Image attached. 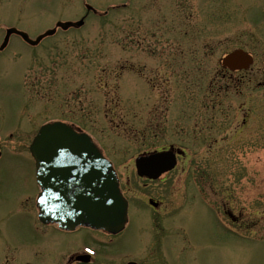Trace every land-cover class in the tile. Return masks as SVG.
Listing matches in <instances>:
<instances>
[{"label": "rangeland", "instance_id": "obj_1", "mask_svg": "<svg viewBox=\"0 0 264 264\" xmlns=\"http://www.w3.org/2000/svg\"><path fill=\"white\" fill-rule=\"evenodd\" d=\"M81 17L36 45L12 34L0 51V264L38 254L29 146L64 119L115 164L132 212L124 252L264 264V0H0V44L9 27L36 38ZM236 48L254 61L228 73L220 58ZM170 144L184 154L163 181L138 177L134 158ZM155 193L170 199L169 227L134 213H150ZM60 237L40 241L55 249L49 264L68 247Z\"/></svg>", "mask_w": 264, "mask_h": 264}, {"label": "water", "instance_id": "obj_2", "mask_svg": "<svg viewBox=\"0 0 264 264\" xmlns=\"http://www.w3.org/2000/svg\"><path fill=\"white\" fill-rule=\"evenodd\" d=\"M83 23L84 18L76 22L58 21L56 27L36 39L11 27L6 31L0 49L7 45L12 33L37 44L46 35L53 34L58 26L67 29ZM252 61V56L242 49L222 58L223 66L231 69L247 68ZM30 151L35 158L36 178L41 186L38 196L41 221L57 222L64 228L90 225L112 232L124 227L128 201L121 192L111 161L87 133L62 121L48 122L40 127ZM175 162L172 151L141 154L135 160L137 173L149 177L171 169Z\"/></svg>", "mask_w": 264, "mask_h": 264}, {"label": "flooded vegetation", "instance_id": "obj_3", "mask_svg": "<svg viewBox=\"0 0 264 264\" xmlns=\"http://www.w3.org/2000/svg\"><path fill=\"white\" fill-rule=\"evenodd\" d=\"M224 70L228 73L237 72L228 69ZM164 149H172L176 153L177 160L179 156L184 154V150L181 147H175L173 144H170L167 147H162L161 149H154L153 151ZM167 173L168 172L164 173V175L162 174L163 176L160 175L156 179H150L147 177L140 178L147 181L155 182L156 180H159L161 182ZM165 195L166 193H155L154 197L148 196L147 202L150 213H148L147 210H145L147 213H145L144 210H136L134 212L135 215L138 216L144 213V217L147 216L151 221V225L160 224L163 221L164 224H166L165 226L169 227L171 221H168L167 219L170 217V214L168 213L170 206L167 203H169L170 199H167L168 197ZM151 201H155L156 204H150ZM130 213L132 212L128 211V220L125 227L118 232H111L87 225H75L71 228H63L58 223H44L39 220L34 228L38 245L31 250L38 254L35 258L26 257L27 259H31L29 260L31 262L28 264H49L47 258L53 254L55 249L51 247L44 249L40 246V241L43 239V235H47V232L50 229L62 234V237H60L59 240L60 246L68 244L67 249H59L57 251V264H170V261H177L178 258L171 257V259H169V254L162 252L157 253L158 255H154L153 253L137 255L135 253L124 252V249H121V244L124 241V236L128 231L129 224L132 223ZM229 214L231 213L229 212ZM232 217L235 218L234 216ZM43 260H45V262Z\"/></svg>", "mask_w": 264, "mask_h": 264}]
</instances>
